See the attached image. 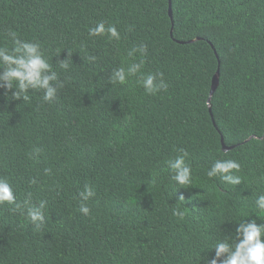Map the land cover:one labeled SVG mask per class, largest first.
<instances>
[{
	"label": "trees",
	"instance_id": "trees-1",
	"mask_svg": "<svg viewBox=\"0 0 264 264\" xmlns=\"http://www.w3.org/2000/svg\"><path fill=\"white\" fill-rule=\"evenodd\" d=\"M101 21L121 39L90 37ZM9 28L42 45L64 86L51 103L0 89V178L17 203L29 193L47 202L40 230L15 205L0 206V264H204L239 223L264 224L255 206L264 194V0H0V44L11 48ZM141 44L142 72L167 84L156 94L136 77L110 83ZM179 149L193 170L188 189L168 166ZM217 159L240 163L241 185L206 175ZM85 185L95 191L89 215L79 211Z\"/></svg>",
	"mask_w": 264,
	"mask_h": 264
},
{
	"label": "clouds",
	"instance_id": "clouds-1",
	"mask_svg": "<svg viewBox=\"0 0 264 264\" xmlns=\"http://www.w3.org/2000/svg\"><path fill=\"white\" fill-rule=\"evenodd\" d=\"M3 35L12 42V47L6 44H0V89L5 93H10L9 99L23 100L25 103L30 101L29 90L42 93V99L45 103L53 102L60 88L64 86L58 73L53 70L45 54L42 45L38 41H25L18 38L15 30L9 28ZM107 35L109 39L120 40L119 31L114 25H106L105 22H98L89 29L90 37H100ZM147 52V46L132 47L127 51V56L133 58V62L127 67L121 66L115 69L110 77L112 85L124 86L128 84L129 79L136 77V83L143 87L148 94H156L160 90L166 89L167 84L163 79V73L142 72L144 61L140 59L136 62L134 59L137 53L141 57ZM71 54L68 58L59 62V67L67 71L72 63ZM189 153L185 149H179L175 159L168 162L171 171V179L181 188L188 189L192 184V168L186 162ZM47 171V170H46ZM241 165L234 159H217L207 169L206 175L209 178L219 177V179L232 186L242 184L243 178L238 175ZM264 179V177H262ZM37 183L36 180L31 181ZM81 204L79 211L84 215L90 214V209L86 201L95 196L92 187L85 185L84 190L80 192ZM179 202H184L183 196ZM15 205L14 210L26 213L28 219L34 225L36 230H40L46 222L45 210L47 202L40 201L36 204L32 202L31 193L22 203H17L11 183L0 178V206ZM257 215L264 216V194L258 195L255 200ZM173 214L180 220H183L186 212L179 203L173 210ZM215 251L214 258H206L204 264H264V224H257L255 220L251 222H241L235 230V238L217 240L211 247Z\"/></svg>",
	"mask_w": 264,
	"mask_h": 264
},
{
	"label": "water",
	"instance_id": "water-1",
	"mask_svg": "<svg viewBox=\"0 0 264 264\" xmlns=\"http://www.w3.org/2000/svg\"><path fill=\"white\" fill-rule=\"evenodd\" d=\"M169 15L172 19V8H171V2H170V5H169ZM219 70L217 71V73L214 75L213 79H212V84H211V90H210V93H209V99H208V105H209V110L211 111V99L215 93V91L217 90L218 88V85H219ZM222 144H223V149L225 151H228L229 149H232L233 147H227L225 144H224V141H223V138H222Z\"/></svg>",
	"mask_w": 264,
	"mask_h": 264
}]
</instances>
